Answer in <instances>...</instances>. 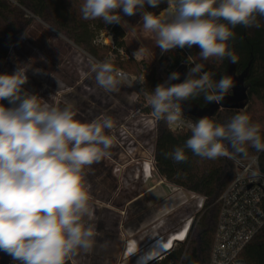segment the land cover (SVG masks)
<instances>
[{"label":"clouds","instance_id":"clouds-1","mask_svg":"<svg viewBox=\"0 0 264 264\" xmlns=\"http://www.w3.org/2000/svg\"><path fill=\"white\" fill-rule=\"evenodd\" d=\"M160 3L83 0L80 12L83 19H102L106 25H124L123 16L140 13L143 30L155 34L162 54L198 46L201 60L232 63H238L228 43L235 36L232 29L259 27L258 17H264V0H167L166 18L146 10V5L155 9ZM192 65L182 83H171L180 77L173 72L149 95L155 118L170 127L186 126L191 133L183 147L165 153V158L186 162L185 149L201 158H232L233 152L244 153L249 143L264 151L260 126L247 114L238 113L227 124L208 117L185 124L183 101L203 94L205 102L219 104L234 87L233 77L216 81L202 63ZM30 67L19 65L14 73L0 74V251L14 264H65L78 250L91 251L99 235L85 219L90 214L85 168L108 155L112 139L105 129L111 130L113 122L108 117L81 122L71 106L61 109L39 102L38 95L23 88ZM92 71L96 84L107 92L127 82L126 74L108 62L95 63ZM154 258L149 252L141 261L147 264Z\"/></svg>","mask_w":264,"mask_h":264},{"label":"trees","instance_id":"trees-1","mask_svg":"<svg viewBox=\"0 0 264 264\" xmlns=\"http://www.w3.org/2000/svg\"><path fill=\"white\" fill-rule=\"evenodd\" d=\"M83 0H0V74H4V65L10 50L16 46L22 36L32 26L35 19L57 31L74 45L85 51L99 62H108L117 70L134 74H143L144 80L139 85L141 91L150 95L157 85L166 80L155 74H146L142 65L135 58H125L122 53L128 50L126 31L121 24L106 25L102 19L85 20L80 7ZM146 10L157 15L168 8L167 0H161L159 7ZM259 27L236 26L234 38L229 40L230 49L238 57V63L227 59H200L198 46L192 48H176L167 53L169 73L186 71L193 67L192 63H202L204 71L214 73L213 79L219 81L223 76L235 78L243 72L247 73L245 85L248 99L244 109H222L209 119L215 123L227 124L238 113L247 114L252 124L260 126L259 135L264 142V17H258ZM108 31L113 44L101 42V35ZM200 107L211 103L204 101L203 94L190 100ZM7 106L8 101H3ZM145 112H153L145 108ZM188 120L198 118L183 113ZM191 133L188 128L173 131L167 122L158 119L154 145V164L163 179L168 183L192 192L204 198V203L197 216L193 219L190 232L178 247H172L160 259L148 264H209L220 210L219 198L235 177L233 161L228 157L216 159L201 158L185 149L187 161L176 163L165 158V153L172 152L176 147H183ZM227 145V142H225ZM244 153H235L236 158L258 156L260 169L264 173V151H257L252 145L245 144ZM177 243V242H175ZM243 257L251 264H264V227L243 251ZM65 264H72L67 259Z\"/></svg>","mask_w":264,"mask_h":264},{"label":"rangeland","instance_id":"rangeland-1","mask_svg":"<svg viewBox=\"0 0 264 264\" xmlns=\"http://www.w3.org/2000/svg\"><path fill=\"white\" fill-rule=\"evenodd\" d=\"M121 15L123 16L122 10ZM160 15L162 18H166V10L162 11ZM123 19L126 22L121 25L127 33L126 41L129 53H122V56L125 58L133 57L136 61L144 63L142 68L146 74H155L157 77L167 80L170 75V67L164 56L168 52L162 54L160 48L156 47L155 34L143 30L142 22H140L141 14L123 16ZM106 42L107 44H113V38L111 37L109 41L108 37ZM82 51L57 31L48 27L39 19H35L19 43L10 50L4 65V73H14L19 65L30 64L31 67L26 72L28 81L23 88L32 94L38 95L41 103H48L61 109L71 106L75 113L74 118L81 122L90 123L92 119L102 121L110 114V108L115 109L116 105L117 108L121 106L127 121L124 123V120H122L123 124L113 125L111 130L105 129V134L112 139V144L121 142L125 136L127 137L124 138L126 141L134 139L132 136L137 137L138 140L142 139L144 167L145 169L149 168V170L155 168L154 172L157 173L153 163L154 126L157 122L153 113L149 115L145 113V108H151V106L149 95L144 94L139 86L144 80L143 74L119 70L126 74L127 82L119 85L116 91L107 92L95 82V73L92 68L98 61L88 57V54L83 51L84 54ZM34 69H41L42 71L36 73ZM108 102L110 105L112 104L111 107L109 104L106 105ZM137 116L138 120L143 117L144 132L142 135L139 130L130 129L131 119L134 122ZM140 135L142 138H139ZM131 152L132 149H126L128 157H130ZM111 169L118 175L124 172V169L117 165H113ZM176 187L178 188V186ZM185 191L187 194L185 199L176 201L177 204L174 208L166 210L167 214L165 211H159V218H157L156 205L160 206L163 202L154 203L153 207L149 208L148 211L153 210V218L147 225L151 232L150 236L156 232V228L163 229V227H166L167 231L162 230L161 233L162 237L166 238L185 226H192L193 219L201 209L198 206L200 199L196 194ZM175 242L173 247L176 248L179 242L184 241L177 240Z\"/></svg>","mask_w":264,"mask_h":264},{"label":"crops","instance_id":"crops-1","mask_svg":"<svg viewBox=\"0 0 264 264\" xmlns=\"http://www.w3.org/2000/svg\"><path fill=\"white\" fill-rule=\"evenodd\" d=\"M110 36L108 31L104 32L101 35V42L110 45L106 42ZM88 57L92 58L90 55ZM108 104L111 107L112 104L106 103ZM109 113L108 118H111L114 126L117 123L123 124L122 120L124 123L127 121L121 106L110 108ZM138 119V116L134 122L131 119L130 129L139 130L142 135L143 117ZM93 121L98 120L92 119L91 122ZM154 134L155 145L156 124ZM124 138L127 137H123L121 142L112 144L107 150L108 155L99 162L85 168L84 179L90 195V214L85 219L93 225L94 231L99 235L95 238L91 251L78 250L77 254L70 258L72 264H138L141 256L150 250L152 244L169 237L168 235L163 238L161 235L162 230L167 231L166 227L156 228V232L149 235L151 232L147 225L153 218V210L148 211L149 208L153 207L154 203L163 202L160 206L156 205L158 215L159 211L166 212L174 208L176 201H183L187 195L185 189L177 188L163 179L158 171L154 172L155 168L145 169L142 139L138 140L137 137L132 136L134 139L126 141ZM126 149H132L130 157L127 156ZM113 165L120 166L124 172L119 175L114 173L111 169ZM196 196L202 199L201 196ZM144 246L146 247L142 250Z\"/></svg>","mask_w":264,"mask_h":264},{"label":"built area","instance_id":"built-area-1","mask_svg":"<svg viewBox=\"0 0 264 264\" xmlns=\"http://www.w3.org/2000/svg\"><path fill=\"white\" fill-rule=\"evenodd\" d=\"M181 119L185 124L189 121L183 114ZM169 128L182 131L187 127ZM230 159L234 163L235 177L219 198L220 210L209 264H251L243 257V251L264 227V173L259 158L232 156ZM203 203L202 197L199 208ZM190 227L185 229L183 241ZM8 261L14 264L9 255Z\"/></svg>","mask_w":264,"mask_h":264},{"label":"water","instance_id":"water-1","mask_svg":"<svg viewBox=\"0 0 264 264\" xmlns=\"http://www.w3.org/2000/svg\"><path fill=\"white\" fill-rule=\"evenodd\" d=\"M247 73L243 72L239 76L233 78L234 87L231 91L225 95L224 99L218 104L213 102L207 107H200L198 104L186 100L182 102L183 113L194 117V118H204L212 117L219 110L222 109H244L246 107V101L248 99L247 86L245 85ZM187 78V72L182 71L178 80H173L171 83H182ZM0 264H9L8 254L0 251Z\"/></svg>","mask_w":264,"mask_h":264},{"label":"bare ground","instance_id":"bare-ground-1","mask_svg":"<svg viewBox=\"0 0 264 264\" xmlns=\"http://www.w3.org/2000/svg\"><path fill=\"white\" fill-rule=\"evenodd\" d=\"M110 40H111V37H109V41ZM186 228H187V226H185L180 231L172 234L166 241H160L159 243L154 244V245L152 244L150 250L147 253H149V252L154 253L155 258L150 260V261H147V264L154 261V260L160 259L166 252H168L170 249H172L175 241H177V240L183 241ZM139 262H140V264H145V261H141V258L139 259Z\"/></svg>","mask_w":264,"mask_h":264}]
</instances>
